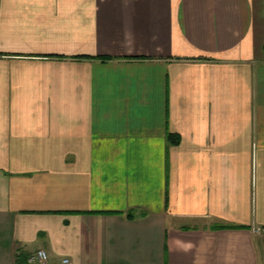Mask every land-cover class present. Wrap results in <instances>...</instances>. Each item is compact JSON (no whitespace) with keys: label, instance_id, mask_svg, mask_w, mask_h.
Segmentation results:
<instances>
[{"label":"crops","instance_id":"0c3cea01","mask_svg":"<svg viewBox=\"0 0 264 264\" xmlns=\"http://www.w3.org/2000/svg\"><path fill=\"white\" fill-rule=\"evenodd\" d=\"M36 249L264 264V0H0V264Z\"/></svg>","mask_w":264,"mask_h":264},{"label":"built area","instance_id":"2783aa9c","mask_svg":"<svg viewBox=\"0 0 264 264\" xmlns=\"http://www.w3.org/2000/svg\"><path fill=\"white\" fill-rule=\"evenodd\" d=\"M27 264H54L45 249H36L27 255ZM61 264H71L69 258H63Z\"/></svg>","mask_w":264,"mask_h":264},{"label":"trees","instance_id":"16d2710c","mask_svg":"<svg viewBox=\"0 0 264 264\" xmlns=\"http://www.w3.org/2000/svg\"><path fill=\"white\" fill-rule=\"evenodd\" d=\"M169 138L172 143H179V137L177 135L170 134ZM16 259V264H27V256L19 255Z\"/></svg>","mask_w":264,"mask_h":264}]
</instances>
